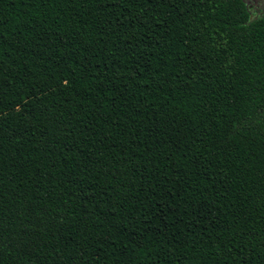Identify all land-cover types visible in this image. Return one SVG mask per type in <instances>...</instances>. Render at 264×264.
<instances>
[{"label":"trees","instance_id":"obj_1","mask_svg":"<svg viewBox=\"0 0 264 264\" xmlns=\"http://www.w3.org/2000/svg\"><path fill=\"white\" fill-rule=\"evenodd\" d=\"M0 264H264V14L0 0Z\"/></svg>","mask_w":264,"mask_h":264},{"label":"rangeland","instance_id":"obj_2","mask_svg":"<svg viewBox=\"0 0 264 264\" xmlns=\"http://www.w3.org/2000/svg\"><path fill=\"white\" fill-rule=\"evenodd\" d=\"M253 13L257 15L264 14V0H245Z\"/></svg>","mask_w":264,"mask_h":264}]
</instances>
